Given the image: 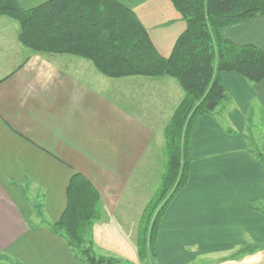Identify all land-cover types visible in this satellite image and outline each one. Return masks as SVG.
Returning <instances> with one entry per match:
<instances>
[{
	"label": "crops",
	"instance_id": "obj_1",
	"mask_svg": "<svg viewBox=\"0 0 264 264\" xmlns=\"http://www.w3.org/2000/svg\"><path fill=\"white\" fill-rule=\"evenodd\" d=\"M138 5L152 9L145 0ZM137 16L147 27L154 14ZM11 22L0 17V41H13L0 43V51L10 58L16 48L23 61L0 78V259L83 264L34 209L41 201L43 219L58 221L75 173L87 177L101 195L102 215L93 226L96 254L117 262L129 255L139 258V221L148 200L140 198V191L127 193L136 169L155 167L148 150L182 94L173 81L129 77L123 93L107 98V87L102 89L89 63L69 55L31 54L17 39L18 23ZM223 36L264 52V15L225 28ZM221 83L229 100L217 109L221 118L203 116L194 128L188 184L163 219L159 264H192L208 256L217 257L211 264H225L244 260L249 254L234 256L241 249L264 246V216L252 209L264 202V166L247 144L254 113H264V81L253 84L226 72ZM146 86L156 91L149 96L154 107L143 93Z\"/></svg>",
	"mask_w": 264,
	"mask_h": 264
},
{
	"label": "trees",
	"instance_id": "obj_2",
	"mask_svg": "<svg viewBox=\"0 0 264 264\" xmlns=\"http://www.w3.org/2000/svg\"><path fill=\"white\" fill-rule=\"evenodd\" d=\"M169 1L185 28L165 55L134 9L122 0H45L31 7L22 0H0V17L18 23L17 39L31 54L81 58L112 79L169 77L182 88L184 96L164 129L162 173L139 221L141 261L156 260L165 214L188 184L189 148L197 122L229 100L221 75L235 72L253 84L264 81V52L253 45H236L223 36L225 28L264 15V0ZM255 155L264 166V155ZM34 209L43 225L62 237L81 263L118 264L94 250L93 226L102 215L101 195L81 173L69 182L67 206L58 221L43 219L41 201ZM252 209L264 216V202ZM258 248L249 246L234 256Z\"/></svg>",
	"mask_w": 264,
	"mask_h": 264
},
{
	"label": "rangeland",
	"instance_id": "obj_3",
	"mask_svg": "<svg viewBox=\"0 0 264 264\" xmlns=\"http://www.w3.org/2000/svg\"><path fill=\"white\" fill-rule=\"evenodd\" d=\"M36 3H32V5H29L27 7L34 6V4H39L45 0H32ZM143 0H125V4L129 7L136 8L134 11L136 12L137 15H139L141 12H144L147 16H153L152 20L150 21L149 25H147V28L151 31L153 39L156 43V45L159 47L161 52L163 54H168L169 49L172 47V43L170 45V41L174 40L179 36V34L184 30L183 29V24L185 27V22L179 17V14L176 12L175 8L173 7L172 3L167 0V3H165L163 0H158V7L159 10H157L156 3L154 0H145V2H151L152 3V9H147L145 6L141 10L138 9V4L141 3ZM38 2V3H37ZM139 2L138 4H136ZM146 4V3H145ZM153 13V14H152ZM4 19H8L7 17H2ZM11 23H17L14 20H11ZM14 25V24H13ZM18 25V24H17ZM163 38V39H161ZM162 40V41H161ZM0 43L5 45L7 43L8 45H12L13 41L7 40L5 38H2ZM27 50V49H26ZM29 51V50H28ZM73 59H76V61L80 62L79 58L67 56ZM23 56L20 52L16 50V48H13L11 51V57L7 58L5 56V51H0V78L5 76L7 72H11L13 68L16 67L18 63H21L23 61ZM83 63H89L93 67V73L97 75L98 81L103 89V86H106L107 89H103L107 98L112 99V96H116L117 93H123L124 90H122V85L124 81H127V78H121V79H112V78H107L103 75H101L97 70L94 68V66L85 60H81ZM22 64V63H21ZM90 79V78H88ZM131 79V78H129ZM136 79V78H133ZM140 79H145V81H151L154 80L152 78H145V77H140ZM159 82L163 83L164 81H173L174 85L178 87L179 93H181V98L183 96V90L179 86V84L172 78L165 77V78H159ZM112 86L114 88L113 92L110 91L111 89L109 88ZM158 92V91H157ZM148 97L150 94H155L151 92V89H149V86H146V89L143 91ZM158 94H160L158 92ZM180 98V97H179ZM149 99L153 100V107L155 104V100L151 97ZM121 100V99H120ZM181 100V99H180ZM179 100V101H180ZM128 103V102H127ZM152 104V101H151ZM126 106V105H125ZM129 106V105H128ZM149 108H153L152 106H148ZM218 111V110H217ZM216 111V112H217ZM215 117L221 118L220 113H214ZM217 115V116H216ZM253 122L248 124V139H247V144L250 150L257 151L258 153L264 155V124H263V114L261 112H255L253 115ZM148 117V116H147ZM169 122V119L166 118V120L161 123V129L159 132L156 133V137L153 139L151 142V147L149 148V152L147 153V158L153 157L152 162H154V166H152L151 169L145 171L144 169H136L134 171V174L132 176L131 184L129 186V192L127 194H132V189L137 193L140 191L142 194H140V198L142 199H147L148 202L150 198L153 196L154 191L158 185L159 179H160V174L162 173V167L164 165V161L166 160L165 156V137H164V126L167 125ZM160 123V122H159ZM144 174V175H143ZM143 175V176H142ZM142 176L143 181L140 182V185L136 184L138 179ZM141 184H143L141 186ZM146 207V206H145ZM36 214V213H35ZM36 217V216H35ZM34 221V220H33ZM127 254L131 252L130 249H126L125 251ZM249 255L244 258V260L241 261H232V262H227L225 264H264V246L261 247L259 250L253 252V253H248ZM247 255V254H245ZM243 255V256H245ZM213 256H208V257H201L193 261L192 264H211L213 260H216L211 258ZM0 264H19L17 261L8 259V258H1L0 259ZM118 264H159L157 259L156 262L153 259H148L141 261L139 258H133L131 255L128 256L127 259H120L118 260ZM213 264V263H212ZM215 264V263H214ZM224 264V263H223Z\"/></svg>",
	"mask_w": 264,
	"mask_h": 264
}]
</instances>
